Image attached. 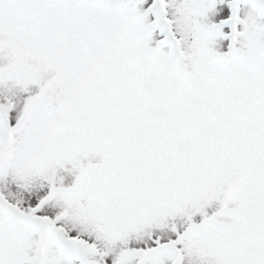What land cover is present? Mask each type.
I'll list each match as a JSON object with an SVG mask.
<instances>
[{"label":"snow or ice","instance_id":"snow-or-ice-1","mask_svg":"<svg viewBox=\"0 0 264 264\" xmlns=\"http://www.w3.org/2000/svg\"><path fill=\"white\" fill-rule=\"evenodd\" d=\"M0 264H264V0H0Z\"/></svg>","mask_w":264,"mask_h":264}]
</instances>
